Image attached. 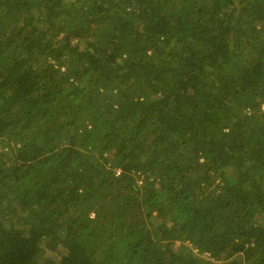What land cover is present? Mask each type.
Returning a JSON list of instances; mask_svg holds the SVG:
<instances>
[{"label":"trees","instance_id":"1","mask_svg":"<svg viewBox=\"0 0 264 264\" xmlns=\"http://www.w3.org/2000/svg\"><path fill=\"white\" fill-rule=\"evenodd\" d=\"M263 107L264 0H0V264H264Z\"/></svg>","mask_w":264,"mask_h":264},{"label":"rangeland","instance_id":"2","mask_svg":"<svg viewBox=\"0 0 264 264\" xmlns=\"http://www.w3.org/2000/svg\"><path fill=\"white\" fill-rule=\"evenodd\" d=\"M264 108V107H263ZM84 211V213H83ZM85 211H87V209L85 208V210H81L78 213H76L75 215H71L70 217H68V219H66L62 225V227L60 229L57 230V234L58 236H64V234L67 231L68 228V224H73V222H77V225H81L85 222H88V220H90L91 215L93 217V214L90 213L88 216L85 214ZM86 237V236H84ZM56 241L52 240L51 241V245H47L46 246V263L47 264H52L53 263V257L56 256V252L52 251V245H55Z\"/></svg>","mask_w":264,"mask_h":264}]
</instances>
